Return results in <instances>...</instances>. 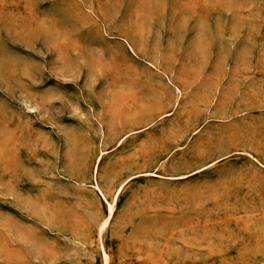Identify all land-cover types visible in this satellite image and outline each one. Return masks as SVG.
I'll return each mask as SVG.
<instances>
[{
    "label": "rangeland",
    "instance_id": "374dc122",
    "mask_svg": "<svg viewBox=\"0 0 264 264\" xmlns=\"http://www.w3.org/2000/svg\"><path fill=\"white\" fill-rule=\"evenodd\" d=\"M0 264H264V0H0Z\"/></svg>",
    "mask_w": 264,
    "mask_h": 264
},
{
    "label": "bare ground",
    "instance_id": "6f19581e",
    "mask_svg": "<svg viewBox=\"0 0 264 264\" xmlns=\"http://www.w3.org/2000/svg\"><path fill=\"white\" fill-rule=\"evenodd\" d=\"M112 211H113V204L109 203L108 204V213L111 214Z\"/></svg>",
    "mask_w": 264,
    "mask_h": 264
}]
</instances>
